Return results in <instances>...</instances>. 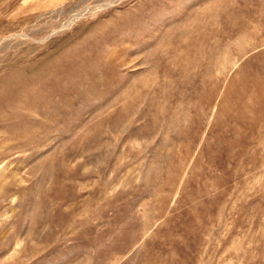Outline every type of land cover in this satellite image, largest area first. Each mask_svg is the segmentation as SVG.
Instances as JSON below:
<instances>
[{
  "label": "rangeland",
  "instance_id": "rangeland-1",
  "mask_svg": "<svg viewBox=\"0 0 264 264\" xmlns=\"http://www.w3.org/2000/svg\"><path fill=\"white\" fill-rule=\"evenodd\" d=\"M0 264H264V0H0Z\"/></svg>",
  "mask_w": 264,
  "mask_h": 264
},
{
  "label": "bare ground",
  "instance_id": "bare-ground-1",
  "mask_svg": "<svg viewBox=\"0 0 264 264\" xmlns=\"http://www.w3.org/2000/svg\"><path fill=\"white\" fill-rule=\"evenodd\" d=\"M76 19V18H75Z\"/></svg>",
  "mask_w": 264,
  "mask_h": 264
}]
</instances>
